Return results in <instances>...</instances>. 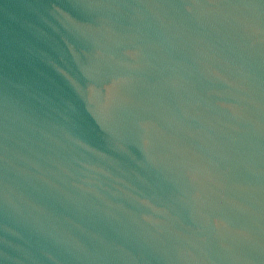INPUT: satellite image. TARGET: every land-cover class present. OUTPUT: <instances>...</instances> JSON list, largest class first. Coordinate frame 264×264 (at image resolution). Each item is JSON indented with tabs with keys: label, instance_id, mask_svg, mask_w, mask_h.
<instances>
[{
	"label": "water",
	"instance_id": "obj_1",
	"mask_svg": "<svg viewBox=\"0 0 264 264\" xmlns=\"http://www.w3.org/2000/svg\"><path fill=\"white\" fill-rule=\"evenodd\" d=\"M0 264H264V0H0Z\"/></svg>",
	"mask_w": 264,
	"mask_h": 264
}]
</instances>
